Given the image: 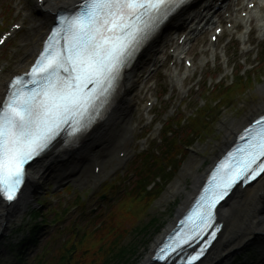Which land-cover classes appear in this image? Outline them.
<instances>
[{
  "label": "rangeland",
  "instance_id": "374dc122",
  "mask_svg": "<svg viewBox=\"0 0 264 264\" xmlns=\"http://www.w3.org/2000/svg\"><path fill=\"white\" fill-rule=\"evenodd\" d=\"M20 1L24 6L18 9ZM32 3L33 0H0V16L6 17L5 26L0 24V30L15 20H25L24 29L0 51V69L2 67L4 73L15 72L22 65L31 42L40 31ZM15 9H18L16 14ZM229 37L231 35L224 41ZM252 40H255L252 51L248 53L242 54L237 42L230 45L226 58L218 49L217 53L210 55L208 65H197L192 80L181 74L183 83L166 78L167 68H162L165 49H162L164 55L157 63L161 67L159 75L145 89L139 87L136 92L138 104L128 124L130 127L133 120V140L126 144L128 155L125 160L116 161L109 153L110 158L104 161L100 175H95V167L91 165L82 169L78 176L63 181L70 182L66 186L58 181L61 171L49 178L46 176L45 184L38 189L34 203L27 207L21 222L8 224L5 232L0 234V264H38L45 252L52 248L45 261L51 264L49 262L60 254L65 240L75 233L80 237L86 230L98 231L113 217L117 219L138 212L143 204L131 197L134 182L145 168L157 174L159 179L158 185L154 184L155 179L151 185L154 187L152 205L136 226L151 222V227L145 233L129 234L125 245L134 244L139 255L135 264L147 262L149 250L192 193L194 178L204 174L212 159L228 143L226 131L233 132L229 124L249 119L264 106V91L261 90L264 87V35L256 33ZM197 51L193 53L198 57ZM0 81L2 83L1 72ZM224 86H232L230 100L219 98V91ZM154 99H157L156 104L151 110H145V103ZM165 125L172 126L170 130H176L182 137L176 147L170 144V157L179 149L181 155L171 157L169 164L164 165L166 171L161 172L150 156L163 157L166 145L162 139L169 131ZM123 135L122 132L117 138L113 137L114 142ZM178 186L180 190L177 192ZM31 207L47 216L40 221L43 226L37 229L36 237L32 236L31 225L26 220ZM157 225L159 230L156 231ZM78 237L76 241L80 240ZM90 244L88 241L86 245L90 247ZM253 252L239 253L226 264H259L260 256Z\"/></svg>",
  "mask_w": 264,
  "mask_h": 264
},
{
  "label": "snow or ice",
  "instance_id": "6c2138e0",
  "mask_svg": "<svg viewBox=\"0 0 264 264\" xmlns=\"http://www.w3.org/2000/svg\"><path fill=\"white\" fill-rule=\"evenodd\" d=\"M185 0H80L71 10L49 0L33 9L49 21L48 37L30 71L13 76L0 97V200L14 201L28 169L63 136L77 143L101 115L139 49ZM14 27H19L15 25ZM5 42L0 38V44ZM237 143L216 164L184 216V227L154 249L165 262L189 241L208 233L199 247L176 264H193L211 242L218 202L234 185L264 175V115L242 128ZM211 226V228L209 227Z\"/></svg>",
  "mask_w": 264,
  "mask_h": 264
},
{
  "label": "bare ground",
  "instance_id": "6f19581e",
  "mask_svg": "<svg viewBox=\"0 0 264 264\" xmlns=\"http://www.w3.org/2000/svg\"><path fill=\"white\" fill-rule=\"evenodd\" d=\"M73 1L75 0H49V3L63 6L68 5ZM218 1L219 0H202L198 7L186 11L183 15L173 21V24L165 33H163L152 47L145 50L140 55L137 63L127 73L126 86L122 91V95L112 107L104 122L87 135L76 153H59L48 159H46V157L43 159L46 161L40 162L39 165H35L29 170V186L24 190L21 198L13 204L10 209L0 208L1 235L5 232L8 224L12 225V223L17 221L21 222L27 207L34 203L35 197L38 195V189L42 188L45 184L46 176L50 177L57 172L59 173L66 165H78L81 169L88 168L93 164L103 166L104 161L109 157V153H112L111 156H114L121 150L124 152L125 146L122 144H124L128 137L132 135V128H130L128 124L131 113L138 104V95L136 92H138L140 87L141 69L144 67H151L157 63V57L161 52L162 47H164L168 42V38L174 31L178 30V28L187 27L188 30L191 27L194 28L195 26L199 27L203 25V22H196V20L202 15L203 11L206 12L211 6L216 7ZM37 15L40 31L34 40H31V46L27 50L22 65L14 73L24 70L31 62L40 46L45 34L44 32L49 27L48 19L40 16L38 13ZM240 21L244 23L246 27L251 21L257 23L260 32L264 33L263 9L252 11L249 19H241ZM238 23H236V29L238 28ZM260 24H263L262 27H260ZM191 33H193V31ZM243 38L245 44H247L245 37ZM9 75L10 74L4 73L2 76L3 80L7 79ZM172 79L177 82H182L179 73L174 74ZM3 89L4 87L0 83V97L3 95ZM261 90L264 91V87L261 88ZM261 109L262 110L258 113L263 111L264 106H262ZM246 120L247 119H244L243 122L238 124L235 122L229 124V127L233 129V132H230V129L226 131L227 137L233 139L234 133L243 126ZM122 132L124 133L122 138H120L119 141L117 140L114 142L113 137L117 138ZM62 175L64 178H59V182L70 179V177L74 178L78 176L73 167L71 170H66V168H64ZM204 176L205 175L202 174L201 176L194 178L193 191L189 197L195 192ZM179 190L180 186L175 189L177 192ZM183 206L182 209H185V206L187 205ZM219 217L224 223L223 231L216 244L210 248L206 257L198 264H226L239 253L250 252L252 254V248L254 249L253 254L257 253L260 256L259 264H264V176L238 193L234 203L231 204L230 207L221 209ZM145 264H148V262H145Z\"/></svg>",
  "mask_w": 264,
  "mask_h": 264
},
{
  "label": "trees",
  "instance_id": "16d2710c",
  "mask_svg": "<svg viewBox=\"0 0 264 264\" xmlns=\"http://www.w3.org/2000/svg\"><path fill=\"white\" fill-rule=\"evenodd\" d=\"M245 87H242V89ZM220 92V99L225 96L224 100L230 98V94L232 93L231 89H223ZM172 137L173 141L169 138ZM163 141L164 152H162L163 157L159 158L156 155L150 156L156 161L158 169L161 172L165 171L164 165L169 164L171 157L176 156L181 152V149L177 151H173L170 157V153L172 149L170 148V144L174 147L179 145L182 141L180 135L176 132V130H170L166 133V137ZM172 142V143H171ZM147 161L150 159L147 158ZM157 174H154L150 169L145 168L141 170L136 181L134 182V193L132 195V199H136L143 204V207L138 212L132 213V215H128L127 217H117L112 218L107 221L98 231L86 230L80 234L75 233L74 236L65 240L63 247L61 248L60 254L55 256L49 263L51 264H135L136 259L139 257L137 251L135 250V246L133 243L125 245L126 238L131 233H145L149 227H151V222L144 226H136L137 222L141 219V217L148 210L151 201L153 200V190H150L151 185L154 183V179L156 180ZM152 195V196H151ZM140 204V205H141ZM31 216L28 221L31 225L30 229L32 230V235L36 236L35 233L40 226H43V223L40 221L47 216L41 214L39 211L31 209ZM44 223L46 221H43ZM156 231L159 230V226L157 225ZM77 237L80 238L79 241ZM90 241V247L86 244ZM52 248H49L48 251L41 257L38 264H45L46 257L50 254ZM21 259V258H20Z\"/></svg>",
  "mask_w": 264,
  "mask_h": 264
},
{
  "label": "water",
  "instance_id": "95a60500",
  "mask_svg": "<svg viewBox=\"0 0 264 264\" xmlns=\"http://www.w3.org/2000/svg\"><path fill=\"white\" fill-rule=\"evenodd\" d=\"M24 192V191H23ZM240 187L236 188L235 191L233 192V194L222 204V209L228 208L230 207L231 204L234 203L235 198L237 197L238 193H240ZM22 196V194H21ZM14 203H5L4 201L0 200V205L3 206L5 209H9L13 206ZM154 264H165V263H159L155 260H153Z\"/></svg>",
  "mask_w": 264,
  "mask_h": 264
}]
</instances>
